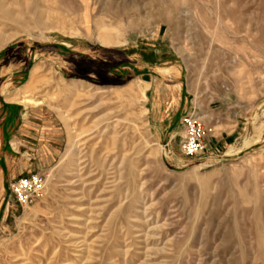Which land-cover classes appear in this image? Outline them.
Wrapping results in <instances>:
<instances>
[{
    "label": "rangeland",
    "instance_id": "374dc122",
    "mask_svg": "<svg viewBox=\"0 0 264 264\" xmlns=\"http://www.w3.org/2000/svg\"><path fill=\"white\" fill-rule=\"evenodd\" d=\"M0 264H264V0H0Z\"/></svg>",
    "mask_w": 264,
    "mask_h": 264
},
{
    "label": "built area",
    "instance_id": "2783aa9c",
    "mask_svg": "<svg viewBox=\"0 0 264 264\" xmlns=\"http://www.w3.org/2000/svg\"><path fill=\"white\" fill-rule=\"evenodd\" d=\"M204 115L198 105L192 104L190 109L182 116L181 124L184 135L180 148L186 156H195L208 150V136H211L213 126L205 124ZM45 186L44 177L39 173H32L29 176H21L11 184V197L21 205H28L29 202Z\"/></svg>",
    "mask_w": 264,
    "mask_h": 264
},
{
    "label": "crops",
    "instance_id": "0c3cea01",
    "mask_svg": "<svg viewBox=\"0 0 264 264\" xmlns=\"http://www.w3.org/2000/svg\"><path fill=\"white\" fill-rule=\"evenodd\" d=\"M117 34H118V31H117ZM142 66H143V68H146L148 70L150 68V66L148 67L147 63L143 64ZM142 75H144V74H142ZM179 99H182V96H180ZM15 128H16V131L25 139V142H22V144H26V146L28 147V150H26V153H29V149H33V147L28 146V143H29V139H31V137L33 136L34 131L37 129L36 122L32 121L30 119L29 120L25 119L22 123H18V125L15 126ZM39 128H41V124H39ZM216 136H217L216 141L227 142L231 138V132L229 133V132H225V131L223 132L222 131L219 134H216ZM28 166H30V165L25 163L24 168H27ZM23 171H24V169H22L21 167H20L19 171L16 168H14L11 170V175H12V177L16 176V174L21 175L23 173Z\"/></svg>",
    "mask_w": 264,
    "mask_h": 264
},
{
    "label": "bare ground",
    "instance_id": "6f19581e",
    "mask_svg": "<svg viewBox=\"0 0 264 264\" xmlns=\"http://www.w3.org/2000/svg\"><path fill=\"white\" fill-rule=\"evenodd\" d=\"M28 87H29V85H27V86L24 88V90H23V92H24V95H25V93H27V92H28Z\"/></svg>",
    "mask_w": 264,
    "mask_h": 264
}]
</instances>
